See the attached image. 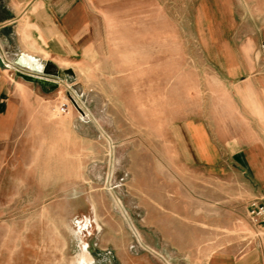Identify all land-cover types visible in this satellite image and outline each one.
Instances as JSON below:
<instances>
[{"label":"rangeland","instance_id":"rangeland-1","mask_svg":"<svg viewBox=\"0 0 264 264\" xmlns=\"http://www.w3.org/2000/svg\"><path fill=\"white\" fill-rule=\"evenodd\" d=\"M186 55V67L164 68L170 82L148 84L99 82L96 68L83 82L17 60L48 83L10 69L25 121L0 141V264H78L84 246L85 264H208L211 251L258 244L252 171L249 182L235 170L189 173L167 139L168 120L197 107L209 118L225 103L211 98L209 68L189 64L198 53Z\"/></svg>","mask_w":264,"mask_h":264},{"label":"crops","instance_id":"crops-1","mask_svg":"<svg viewBox=\"0 0 264 264\" xmlns=\"http://www.w3.org/2000/svg\"><path fill=\"white\" fill-rule=\"evenodd\" d=\"M262 45L264 0H0V56L8 66H0V141L25 121L13 99L23 85L10 69L34 73L21 68L19 58L71 68L83 82L96 68L99 82L168 83L164 68L186 67L192 49L201 61L189 64L209 68L218 87L211 98L225 103L209 118L197 107L188 117L168 120L167 139L189 173L235 170L249 182L252 171L258 189L247 192L248 213L249 202L264 193ZM178 77L185 82L184 74ZM257 227L256 246L204 258L208 264H264Z\"/></svg>","mask_w":264,"mask_h":264},{"label":"built area","instance_id":"built-area-1","mask_svg":"<svg viewBox=\"0 0 264 264\" xmlns=\"http://www.w3.org/2000/svg\"><path fill=\"white\" fill-rule=\"evenodd\" d=\"M262 48L264 49V45H262ZM73 102L74 104H77L75 100H73ZM68 110L69 109L67 102H63L58 107V111L60 114H65L68 112ZM248 216L254 224L260 227V239L262 249L264 251V193L249 202Z\"/></svg>","mask_w":264,"mask_h":264},{"label":"water","instance_id":"water-1","mask_svg":"<svg viewBox=\"0 0 264 264\" xmlns=\"http://www.w3.org/2000/svg\"><path fill=\"white\" fill-rule=\"evenodd\" d=\"M0 66L1 68H7L8 66L4 63L3 59L1 58L0 56ZM49 67L48 64H46L44 66V72H48L47 68ZM16 74L18 76H20L21 78H23L24 80L28 81V82H33V83H39L41 85H45L46 83H48V80L43 78V77H40V76H35V75H32V74H29V73H25V72H22V71H17ZM57 74L58 76H63V75H68V76H74V72L71 68H68V69H58L57 71Z\"/></svg>","mask_w":264,"mask_h":264},{"label":"bare ground","instance_id":"bare-ground-1","mask_svg":"<svg viewBox=\"0 0 264 264\" xmlns=\"http://www.w3.org/2000/svg\"><path fill=\"white\" fill-rule=\"evenodd\" d=\"M89 221V220H88ZM91 222V221H90ZM85 224V223H84ZM83 224V225H84ZM90 225V224H89ZM80 226V225H79ZM84 227V226H83ZM85 229V227H84ZM85 243V242H84ZM84 246V245H83ZM90 256V255H89ZM88 256V250H87V247L84 246L80 255H79V258H78V264H85L86 262H91L92 260L89 258Z\"/></svg>","mask_w":264,"mask_h":264}]
</instances>
